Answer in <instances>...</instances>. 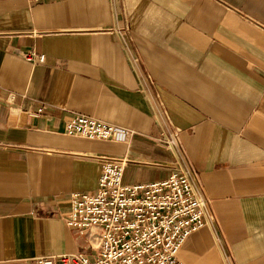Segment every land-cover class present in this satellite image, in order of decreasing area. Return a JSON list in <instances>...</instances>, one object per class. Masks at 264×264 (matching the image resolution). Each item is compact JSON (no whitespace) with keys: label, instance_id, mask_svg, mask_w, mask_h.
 <instances>
[{"label":"crops","instance_id":"1","mask_svg":"<svg viewBox=\"0 0 264 264\" xmlns=\"http://www.w3.org/2000/svg\"><path fill=\"white\" fill-rule=\"evenodd\" d=\"M73 116L133 136L71 137ZM106 156L128 186L196 174L211 221L181 264H264V0H0V264L96 256L65 219Z\"/></svg>","mask_w":264,"mask_h":264},{"label":"built area","instance_id":"2","mask_svg":"<svg viewBox=\"0 0 264 264\" xmlns=\"http://www.w3.org/2000/svg\"><path fill=\"white\" fill-rule=\"evenodd\" d=\"M20 54L33 64L46 62L45 55ZM65 133L114 142H128L133 136L126 128L85 116L71 117ZM159 141L177 158L185 157L179 132L172 130ZM101 162L103 171L96 191L71 194L65 219L67 226L98 241L96 256L64 254L36 258L34 264H181L178 252L184 242L211 221L208 202L193 170L184 166L162 181L128 186L123 181L126 158L106 156Z\"/></svg>","mask_w":264,"mask_h":264}]
</instances>
